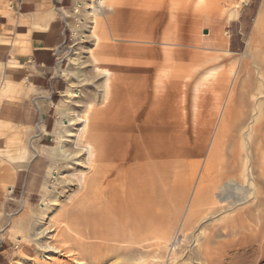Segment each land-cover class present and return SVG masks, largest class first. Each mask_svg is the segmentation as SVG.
<instances>
[{"label": "rangeland", "instance_id": "1", "mask_svg": "<svg viewBox=\"0 0 264 264\" xmlns=\"http://www.w3.org/2000/svg\"><path fill=\"white\" fill-rule=\"evenodd\" d=\"M102 2L75 0L70 38L59 53V90L51 98L35 94L25 78L12 75L20 82L13 84L0 63V105L23 104L25 98L29 105L25 123L0 121V237L10 243L5 264H71L66 254L45 252L40 245L56 243L57 237L58 244L81 250L58 230L70 222L63 216L81 198L84 177L103 168L114 178L116 157L133 163L150 147L165 151L168 173L177 178L166 184L168 189L172 181L178 184L177 192L164 195L174 232L161 245L151 239L118 244L122 249L105 264H264V205L258 204L264 202V44L255 30L264 0ZM1 43L6 41L0 30ZM61 116L76 120L65 122L66 139L70 129L92 145L88 156L76 136L66 141L69 151L81 150V162L67 164L56 155L53 130ZM202 144L203 155L193 156L199 160L197 186L208 185L217 198L222 189L236 188L249 199L239 210L225 201L223 209L205 219L198 215L181 229L180 217L196 189L185 197L182 160ZM120 191L129 193L127 186ZM198 206L203 211L210 205ZM243 209L251 212L240 217ZM251 217L259 222L260 236L241 226ZM233 226L235 236L227 233ZM45 227L51 229L38 235ZM175 236L181 241L174 251Z\"/></svg>", "mask_w": 264, "mask_h": 264}, {"label": "bare ground", "instance_id": "2", "mask_svg": "<svg viewBox=\"0 0 264 264\" xmlns=\"http://www.w3.org/2000/svg\"><path fill=\"white\" fill-rule=\"evenodd\" d=\"M102 3V0H98L99 6H101ZM89 12L92 17L95 15L94 9ZM93 23L95 22L93 21ZM93 23L90 27L91 29H93ZM255 26L256 33H258L259 38L261 39L260 42L263 45L264 6L257 14ZM92 36H95L94 38H96V42L99 40L95 33H92ZM60 114L64 115L62 111H60ZM63 117L59 118L54 130V134L57 138V145L55 148L56 155L63 158L66 163H70L73 160L81 162L79 159L81 156L79 155L81 150L73 152L72 150L69 151V149L66 148V141L74 138L73 136H76L75 139L78 140L79 145L81 143L83 144L80 135L72 132V130L69 129V134L66 139V135L64 134L65 130H63L65 122H68L72 125L74 122H76V120L74 116L71 118ZM82 121V125H85L87 119ZM149 136L150 137L148 138L151 139L152 135ZM85 145L86 148L84 152L86 155L90 156L92 153V145L90 142H86ZM154 148L152 149L150 147L148 153L138 152L132 158V161H134L133 163L121 162L119 164H115L114 178H110V174L107 173V171L103 168L96 170L92 177H84V192L82 193L81 198L76 200L74 204H72L71 208L67 210L63 216L64 220L70 222L66 224V228L62 227L58 230L59 233L72 237L76 243L79 242V248H81V250L79 249L78 251H75L71 245L64 246L58 244L61 241L55 237V241H57L56 243L46 242L45 244L40 245L45 250V252L54 254L62 252V254H66L67 257L70 258L71 264H105L115 257V250L122 249L120 246L123 243H128V245H130L129 243L147 242L151 239L157 240L158 243L156 242V244L161 245L163 239L171 236L174 232L173 227L175 218H171L173 216L172 215L170 216L171 219L166 220L167 203L165 197L167 191L171 190L173 193H176L179 188L178 184L176 185V183L173 181L169 189L166 187L167 181L170 180L169 178H173L174 180H177V178L175 174L172 176V174L168 173L165 156L159 152L158 155L155 156ZM186 159L182 160L184 166L188 168H186L187 172L182 179V189L185 191V197L189 194L191 188L194 189V187H196V189L192 195L189 205L186 208L184 216H181L182 218L180 217V223L182 225L181 229H186L187 227L191 226L193 221L198 219V215L200 218L205 219L209 217L211 211L217 210L219 207L223 209V205L221 204H223L225 201H229L230 208L236 207V210H239L238 207L244 206L247 203L246 201L249 199V197L243 195L241 191L236 188L222 189L221 193L219 194V198H217V194H215L213 189L209 188L208 185L199 184L197 186L194 170L195 165H197V161ZM128 164L132 167L131 169H133V172L127 168ZM128 170L130 172H128ZM193 184H195V186ZM122 186H127L128 188L129 193H126L125 196V193L120 191ZM202 202H206V204L210 205L206 210L203 211L198 209V204ZM54 203H56V201H54ZM263 203L261 201L258 204L259 206H262L264 205ZM42 205L44 207L46 206L45 203ZM177 205L179 206L178 202L177 204L174 203V207H177ZM129 206L133 207L130 208ZM49 210H51V207H49ZM176 211L178 215L179 211ZM249 212H251L250 209H243L239 211V215L242 217L247 215ZM174 214L175 217H177L176 213ZM245 220L246 219L242 220L241 222L242 228H246L250 232L255 231V233L260 236L261 231L258 229L260 226L259 222H257V220L253 217H251L250 221ZM50 229V227L41 228V231H39L37 234L44 235L45 232ZM227 233L235 236L239 232L236 227L233 226L227 230ZM168 234L171 235L167 236ZM50 238L53 237L50 236ZM84 238L88 241H84ZM180 241V237L176 236L170 241V246H172V249L174 248V251L175 248L179 247L178 243ZM118 244H120V246ZM147 244L150 243L148 242ZM127 249L128 248H126V250ZM133 249H135V247ZM129 250H132V248ZM53 264H65V262L63 263L60 261H54Z\"/></svg>", "mask_w": 264, "mask_h": 264}, {"label": "crops", "instance_id": "3", "mask_svg": "<svg viewBox=\"0 0 264 264\" xmlns=\"http://www.w3.org/2000/svg\"><path fill=\"white\" fill-rule=\"evenodd\" d=\"M8 1L6 4L4 0H0V30L6 41L0 45V60L6 61H0V63L6 65V73L10 76L13 84H20V82L12 79V75L21 77L20 81L27 80L29 89L38 92L35 94H46L51 98V93L59 90L60 79L57 74L61 66L59 53L63 51L70 38L71 12L75 0ZM102 70L109 74L108 69L103 68ZM26 99L23 104L13 101L2 103L0 105V121L25 123L26 109L29 108ZM45 111L46 113L50 112L51 107L47 105ZM98 147L102 146L98 145ZM154 151L155 156L158 155V152L168 156L165 151L163 152L159 148H155ZM203 152L204 144L187 159L199 162V160L193 159V156L197 154L202 156ZM126 160L123 156L116 157L115 164L126 162ZM14 177L11 176L12 179ZM8 245H10L8 240L0 237V264L6 263Z\"/></svg>", "mask_w": 264, "mask_h": 264}, {"label": "water", "instance_id": "4", "mask_svg": "<svg viewBox=\"0 0 264 264\" xmlns=\"http://www.w3.org/2000/svg\"><path fill=\"white\" fill-rule=\"evenodd\" d=\"M204 32H205V33H207V32H208V30H205Z\"/></svg>", "mask_w": 264, "mask_h": 264}]
</instances>
